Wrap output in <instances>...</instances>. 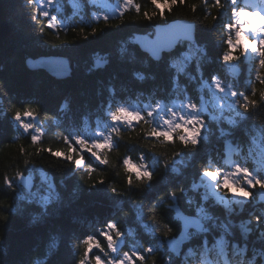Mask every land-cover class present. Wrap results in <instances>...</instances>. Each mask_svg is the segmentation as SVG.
Wrapping results in <instances>:
<instances>
[{"label":"trees","instance_id":"trees-1","mask_svg":"<svg viewBox=\"0 0 264 264\" xmlns=\"http://www.w3.org/2000/svg\"><path fill=\"white\" fill-rule=\"evenodd\" d=\"M74 2L81 7L83 15L77 21L94 22L54 33L35 16V7L29 0H0L10 28L9 35L0 42V264H35L36 260L45 257V250L54 242L58 243L57 252L45 258L42 264H76L86 249L83 241L96 232V228L89 226L102 225L108 219H113L122 238L127 241L124 250L131 241L155 249L136 264H184V252L175 256L167 252L165 246V240L176 236L180 230L175 207L187 214L211 216L207 221L211 232L213 218L235 225L249 222L248 228H258L250 237L260 242L264 227L248 216L247 204L239 213L238 208H235L236 212L231 211L235 220L227 219L230 209L219 204L208 187L202 188L204 170L223 171L215 166L219 164L218 156L207 162L209 158L202 150L203 141L193 149L185 147L177 137L170 141L147 137L152 126L146 120H140L133 127L118 132L112 146L104 148L100 154L107 163L95 165L89 172L87 166L77 167L64 159L65 155L71 154L52 132L38 144L30 138L13 139L8 116L25 109L50 118L58 113L60 106L67 105V117L76 122L82 113L104 108L108 99L121 100L132 96L131 103L143 98L141 91L163 95L173 85L172 77L177 72L168 60L178 51L156 62L131 43L134 34L151 33L157 23L174 19L194 23L196 39L207 51L206 63L201 65L207 74L219 71L221 58L229 50L227 40L236 39L225 26L226 13L230 12L227 0H220V7L216 6V0H182L176 4L169 0L168 7L160 9L152 0L139 1V8L124 1H111L109 5L97 2L94 16H91L89 0ZM66 8L69 15L73 14L71 4ZM53 14L66 16L57 10ZM49 57L70 61L74 66L70 76L58 78L44 69L33 70L27 66L29 59ZM97 60L102 62L98 67ZM188 69L193 72L191 63ZM40 83L35 90V85ZM32 85L34 89H25ZM244 92L255 99L257 105L254 108L249 106L247 111L242 108L246 115L242 123L258 125L264 130V99H261L264 83L261 86L252 83ZM238 134L240 136L242 132ZM56 152L63 155L57 157ZM180 158H184L180 161L181 166H188L184 172L170 170ZM125 160L130 164H125ZM28 165L46 170L58 194L57 198L43 205L44 212L38 210L39 206L32 207L37 213L32 216L36 220L31 225L29 215L14 208V197L6 185L7 177L25 171ZM144 167L152 173L151 181L137 177V170L143 171ZM218 180L221 185V178ZM112 188L116 192H112ZM172 193H175V199ZM81 211L86 215L84 220L76 218V213ZM137 217H141V221H136ZM168 227L172 232H168ZM104 229L108 231L107 226ZM146 229L151 231L148 235L144 234ZM134 233L138 239L126 237ZM111 234L116 237L115 230ZM191 234L185 246L192 243L201 246L203 241L208 243L204 237L211 242L215 240L211 233L193 239ZM91 236L103 244L104 251L100 250L99 254L102 264H106L105 253H111L106 238L100 237V232ZM147 236L151 237L149 242L145 239Z\"/></svg>","mask_w":264,"mask_h":264},{"label":"snow or ice","instance_id":"snow-or-ice-1","mask_svg":"<svg viewBox=\"0 0 264 264\" xmlns=\"http://www.w3.org/2000/svg\"><path fill=\"white\" fill-rule=\"evenodd\" d=\"M31 2V0H29ZM132 0H128V3L130 4ZM172 4H176L178 2H182V0H170ZM48 3H53V0H48ZM152 3L156 6V8H167L169 4V0H152ZM237 3V0H232V4L235 5ZM216 6L220 7V0H216ZM139 8V6H137ZM236 16L238 20H242L247 16H255L257 17V20L254 21L251 24L247 25H241L240 27L236 28L235 35L236 39L233 40L229 38L227 40V44L229 45V50L224 53L222 56V59L225 63H232L233 61H237L240 59V56L234 55L231 49L233 47H236L240 50V55H247L248 51L255 53L259 57V66L262 70H264V38H260L264 36V15L260 14L259 12H247L243 8H241L239 11H236ZM40 15L47 17L49 16V13L47 11H40ZM33 19H36V17H33ZM53 21L56 19L55 17L51 18ZM107 19V17L105 18ZM148 19L150 20L151 17L149 16ZM53 23H49L48 27H53ZM227 27L229 30L233 28L232 24H228ZM244 28H247L251 33L253 34V37L255 38H247L245 36V33L243 31ZM95 31V29H93ZM242 46V47H241ZM257 78L259 79V74H257ZM212 80L215 82V87L220 92H224L225 88L221 85L220 81L217 77L213 76ZM261 83H264V80L261 81ZM228 90L230 91L231 95L233 97H242L243 102L241 103L239 100H237V103L240 104V107L243 108L245 111L249 109V106H252L253 108L256 107L257 101L255 99H251L249 95H246L243 92L238 91H231V85L228 86ZM253 92H255V89H253ZM261 99H264V93L261 94ZM160 105L157 104V108H159ZM188 111V114L180 115L178 118L179 122L173 123L172 120L165 119L164 124L167 126L166 129H159L157 127H152L149 135L155 138H165L168 140H171L173 137V133H177V130H180L178 134L179 140L185 145V147L191 146L193 149L201 143V136L202 132L206 126V121L201 118L199 115L197 105L195 103L189 102L186 105ZM171 114L173 116H176V112L172 111ZM25 116H32V112H25ZM149 117L153 115L151 111L147 113ZM123 117L124 123L127 125H131L133 121H139L142 120L143 117L138 111H129L126 108L120 107L116 111L111 113V119L116 122H120L121 118ZM17 121L21 120L20 113L17 112L15 117ZM22 127L25 131L31 129L33 125L31 123H23ZM112 131H116V128L113 127ZM118 134V133H117ZM33 142H37L39 140V136L33 135L31 137ZM65 139H68L67 137ZM75 142L82 146V148L88 150L91 152V155L93 157H96L97 160L100 161L101 164H106L107 160L102 159L98 151H93V149L100 150L104 148H110L112 146V142L108 137H105L103 141L98 140H92L90 145L89 142L86 141L82 137H75ZM74 151V149H73ZM57 157L62 156L63 154L61 152H56L54 154ZM177 155H181V153H178ZM64 159L70 161L72 164H74L77 167H82L84 163V159L81 156L79 159H74L72 155H65ZM125 164H130L129 161L125 160ZM92 169H89V172H91ZM235 175L242 176L243 182L239 183L237 186L243 190L245 185H247L250 188H255L257 185L261 189H264V179H261L259 176H253V174L249 171L248 168L242 167L240 165H236L235 167ZM136 175L138 178L145 180V181H151L152 179V173L148 170L147 167H144L143 171L137 170ZM202 176L209 178L210 180L217 183V186H219V181L217 180L219 176V172L217 171H210V170H204L202 172ZM129 184L132 183L131 178H129L128 181ZM9 186H11L9 184ZM223 188L227 191L225 192V195L228 193H231L233 197H240V192H232L231 186L229 184V178L225 176L223 178ZM112 192H116L115 188L111 189ZM183 192V189L180 190ZM172 198L175 199V193H172ZM251 196L250 191H242V197L243 199H247ZM189 204L192 203L191 200L188 201ZM6 219V218H5ZM257 224L264 223V217L256 216L254 217ZM108 231L103 233L107 239V248L111 250L112 253H118L119 249L117 247V241L113 239L112 231L115 230L116 237H120L122 233L117 230V225L115 222H110L107 225ZM168 232H172V228L168 227ZM167 235V233H165ZM84 245H86V249L84 251L83 256L80 257L76 261V264H90V261L88 260L89 253L92 252L93 245H95L96 248H100V244L97 243L93 236L89 235L84 241ZM101 251H104V249H100ZM155 249L152 247H148L143 249L144 253H153ZM105 256H108V253H105ZM95 264H102L101 257L99 255H94ZM137 260L143 261L145 260V256L143 254H138L137 252L133 251L131 253L124 252L122 256H114L112 258L107 259L106 264H136Z\"/></svg>","mask_w":264,"mask_h":264},{"label":"water","instance_id":"water-1","mask_svg":"<svg viewBox=\"0 0 264 264\" xmlns=\"http://www.w3.org/2000/svg\"><path fill=\"white\" fill-rule=\"evenodd\" d=\"M157 36L154 41H158V45L149 44L147 40H151L148 36L142 34H136L133 40H136L137 43L145 46L150 51L160 50L162 45L170 46L173 41L172 38L176 35L182 36H195V25L190 20H174L165 25L156 26ZM9 35L8 22L3 13V7L0 3V42ZM27 66L33 70L44 69L50 75L58 78H64L70 75L73 70V64L64 58H40V59H29L27 60ZM102 62H97L99 66ZM22 183L26 185L29 189L30 181L28 179H23ZM181 223L182 231L176 240L169 241L168 244L171 249H174V242L179 243L184 240L185 234L188 230L192 228H200L201 224L199 220L195 217L188 216L182 212L177 213Z\"/></svg>","mask_w":264,"mask_h":264},{"label":"rangeland","instance_id":"rangeland-1","mask_svg":"<svg viewBox=\"0 0 264 264\" xmlns=\"http://www.w3.org/2000/svg\"><path fill=\"white\" fill-rule=\"evenodd\" d=\"M3 110L4 109H2V112ZM8 119L10 124L14 121V119L9 116ZM97 134L101 133L97 132ZM22 177H29L33 179L34 185L37 187H34L31 191L26 190V188H24L20 184V179ZM49 180L50 178L47 177L46 172L42 168L36 167V165H28L25 171H17L12 176L6 178V185L10 189L11 195L14 197V208H19L22 213L29 215V218L31 219H29L30 225L34 220H36V218L32 216H35L34 214L37 213V211H35V208L33 209L32 207L34 205H36V207L39 206L40 208H37L42 213L45 211V207L43 205L48 204L51 199L57 198L54 192V186H44V184H47ZM9 184L11 186H9ZM39 220L43 221V219L41 218H39ZM116 241H118V239H116ZM118 246L119 245L117 242V247ZM92 251H97L99 253V248H96L95 245H93ZM88 259L90 260L89 257ZM93 264H95V260L93 261Z\"/></svg>","mask_w":264,"mask_h":264},{"label":"bare ground","instance_id":"bare-ground-1","mask_svg":"<svg viewBox=\"0 0 264 264\" xmlns=\"http://www.w3.org/2000/svg\"><path fill=\"white\" fill-rule=\"evenodd\" d=\"M249 1V0H248ZM252 5L250 4V5H245V7H251ZM49 58H54V57H49ZM39 59V58H38ZM34 60H36V59H34ZM211 62V61H210ZM209 62V63H210ZM212 73H211V75H214V74H216V72H219V71H211ZM70 76V75H69ZM41 85V83L38 85V84H36L35 86H36V88L32 85V86H27L25 89L26 90H28V89H34L35 88V90L39 87ZM54 115V114H53ZM52 115V116H53ZM51 116V117H52ZM50 117V118H51ZM47 118H49V117H47ZM49 118V119H50ZM245 134H246V132L245 133H243L241 136H240V139H239V141H240V143H241V141H242V139H243V137L245 136ZM233 149V151H236V152H239L240 150H238V147L237 148H232ZM77 215H76V218H78V219H81V220H84L83 219V217H85L86 215H85V213L83 212V211H81V212H78V213H76ZM91 227H93V225L92 226H89V228H91ZM248 262V261H247ZM253 264H256L257 262H252ZM232 264H235V263H232ZM237 264H240V263H237Z\"/></svg>","mask_w":264,"mask_h":264}]
</instances>
